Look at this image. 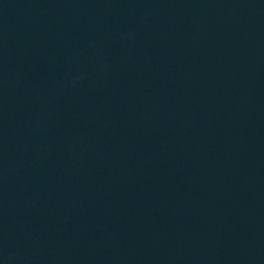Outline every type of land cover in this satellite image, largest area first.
<instances>
[{
	"label": "water",
	"instance_id": "water-1",
	"mask_svg": "<svg viewBox=\"0 0 264 264\" xmlns=\"http://www.w3.org/2000/svg\"><path fill=\"white\" fill-rule=\"evenodd\" d=\"M0 264H264V0H0Z\"/></svg>",
	"mask_w": 264,
	"mask_h": 264
}]
</instances>
